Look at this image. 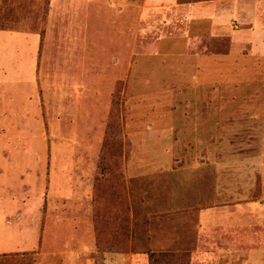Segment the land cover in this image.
Instances as JSON below:
<instances>
[{
  "label": "rangeland",
  "instance_id": "374dc122",
  "mask_svg": "<svg viewBox=\"0 0 264 264\" xmlns=\"http://www.w3.org/2000/svg\"><path fill=\"white\" fill-rule=\"evenodd\" d=\"M1 66L0 210L38 242L0 264H264V0H0Z\"/></svg>",
  "mask_w": 264,
  "mask_h": 264
},
{
  "label": "crops",
  "instance_id": "0c3cea01",
  "mask_svg": "<svg viewBox=\"0 0 264 264\" xmlns=\"http://www.w3.org/2000/svg\"><path fill=\"white\" fill-rule=\"evenodd\" d=\"M19 31H13L17 33ZM11 33V32H9ZM13 72L10 76L15 77L20 75L19 68L15 66H1V73L6 75ZM8 71V72H7ZM16 207L11 210H0V256L7 254H20L21 251L31 250L38 242L37 235L32 230L22 229V224L19 219H8L10 213H16ZM24 227V226H23Z\"/></svg>",
  "mask_w": 264,
  "mask_h": 264
},
{
  "label": "trees",
  "instance_id": "16d2710c",
  "mask_svg": "<svg viewBox=\"0 0 264 264\" xmlns=\"http://www.w3.org/2000/svg\"><path fill=\"white\" fill-rule=\"evenodd\" d=\"M179 2H190L198 0H178ZM148 264H189L187 252H150L147 256Z\"/></svg>",
  "mask_w": 264,
  "mask_h": 264
}]
</instances>
